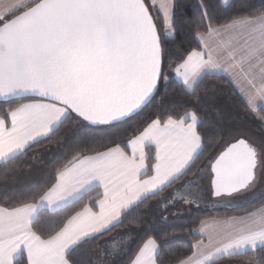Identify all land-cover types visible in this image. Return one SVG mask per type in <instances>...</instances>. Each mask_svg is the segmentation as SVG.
<instances>
[{"label": "snow or ice", "instance_id": "1", "mask_svg": "<svg viewBox=\"0 0 264 264\" xmlns=\"http://www.w3.org/2000/svg\"><path fill=\"white\" fill-rule=\"evenodd\" d=\"M198 7L187 21L198 47L166 67L177 30L174 0H0V104L9 105L0 107V165L54 134L76 149L46 190L0 206V264H103L101 248L89 241L123 224L145 200L168 190L161 200L195 204L207 191L230 204L264 186V136L256 141L237 130L207 137L214 150L196 167L206 148L196 111L157 114L139 134L114 133L103 151L79 146L143 111L173 75L189 96L206 78L223 76L264 125V10L217 23L207 0ZM98 187L104 191L89 195ZM86 195L80 210L67 211ZM201 224L208 243L197 242L176 264H264V208ZM132 264L169 258L149 237Z\"/></svg>", "mask_w": 264, "mask_h": 264}, {"label": "trees", "instance_id": "2", "mask_svg": "<svg viewBox=\"0 0 264 264\" xmlns=\"http://www.w3.org/2000/svg\"><path fill=\"white\" fill-rule=\"evenodd\" d=\"M174 2L177 30L174 33L175 43L168 46L172 54L170 60L166 61V67L168 63H178L180 54L186 55L187 51L198 47L194 40V30L187 21L199 14V0H174ZM207 2L215 8L217 23H225L230 17L237 14L251 15L264 10V0H229L227 2L207 0ZM209 84H214L215 90L206 89L205 85ZM221 100H227L230 106L242 115L240 119L242 124L258 134H264L261 131L264 128L263 125L253 119V116L244 109L240 98L233 91L232 85L223 76L206 78L201 84L197 96H189L181 90L173 75V81L167 91L165 92L162 83L156 99L143 111L120 124L115 130L95 132V143L85 139L79 146L91 145L94 150L103 151L108 141L114 138V133L123 138L130 136L133 131L139 134V131L146 127L157 114L166 116L171 114L173 109H175L177 116L182 115L183 111H196L199 118L204 122L201 131L206 137V148L197 162L196 167L198 168L207 162L214 150V146L207 147L212 143L207 137H219L225 133V125L215 111V104ZM8 106L7 104H0V107ZM261 114L264 115V112ZM69 143L74 145L76 142ZM75 150V146L69 147L63 137L54 134L51 139L41 138L39 143L33 144L25 154L18 156L14 161L0 165V206H19L17 204L18 199L23 198L31 201L30 193L46 190L51 182L52 173L64 164ZM88 154L91 155L92 152L89 151ZM152 154L154 155V150ZM186 178L188 177L186 176ZM181 182L177 181V185ZM5 191L8 193L7 196L3 195ZM167 191L160 193L157 197L145 200L138 208L122 217L123 224L113 228L110 232L97 236L95 240L89 241L88 247L94 249L98 246L101 248L103 264H131L139 248L149 237L154 238L162 248V256L166 255L169 258V264H176V258L183 259L185 256L191 255L193 251L192 241L196 238L192 235L193 230L202 221L216 216L243 214L264 204V193H262L259 198L240 206L206 210L192 209L189 214L167 218L161 215L166 212L171 204H159L161 197L165 196ZM96 193L97 190L95 189L89 195L95 196ZM9 200H11L10 204L8 203ZM86 203H88L87 195L83 200L71 205L67 211H78ZM95 203L96 201H93L90 204L94 209H96L93 206ZM56 215H63V213H56ZM187 234L191 235L193 239L185 237ZM113 248L116 249L115 252H113ZM104 249L110 253L106 258L104 257ZM250 255L233 259L247 261L250 259ZM224 261L228 260H221L218 263Z\"/></svg>", "mask_w": 264, "mask_h": 264}, {"label": "rangeland", "instance_id": "3", "mask_svg": "<svg viewBox=\"0 0 264 264\" xmlns=\"http://www.w3.org/2000/svg\"><path fill=\"white\" fill-rule=\"evenodd\" d=\"M158 2L160 1L158 0ZM151 10L153 11V14H155V10L154 9ZM215 111L218 114L220 120L225 125L224 135L228 133L235 134L237 130H240L245 135L249 136L250 139H254L256 141H259L260 138L264 136V134H258L249 127L242 124L240 122L242 115L238 111L234 110L227 102V100L218 101L215 104ZM259 115L262 114L259 113ZM204 183L205 184L208 183L206 179ZM262 193H264V186L257 187L256 189H254L249 193L238 195L234 198H230L231 203L229 204L223 200H220L219 198L212 197L210 193L206 191L203 198L197 201L195 204H185L181 200L177 199L174 203H170L171 206H169L166 212L163 213V215L161 216L171 218L178 215L189 214L192 211V209L206 210V209L231 208L235 206H240L259 198ZM164 203L169 204L167 200H160L159 202L160 205ZM172 204H174V206H172ZM185 237L189 238V234H187ZM218 264H230V261L219 262Z\"/></svg>", "mask_w": 264, "mask_h": 264}, {"label": "crops", "instance_id": "4", "mask_svg": "<svg viewBox=\"0 0 264 264\" xmlns=\"http://www.w3.org/2000/svg\"><path fill=\"white\" fill-rule=\"evenodd\" d=\"M160 1V0H159ZM224 2H227V1H229V0H223ZM24 102H27V101H24ZM142 178H144V179H146L147 177L145 176V177H142ZM96 190H97V193H102L103 191H104V189H103V187H98V188H96ZM100 198H102V196H100L98 199H100ZM177 205H180V204H177ZM89 206L90 207H92L90 204H89ZM182 206V205H181ZM261 208H264V204L263 205H261V206H259V207H257V208H255V209H253V210H251V211H248V212H246V213H243V214H231V215H226V216H222V217H220V216H216V217H212V218H209V219H206V220H204V221H202V222H206V223H211L212 221H219V220H224V219H227V218H230V217H240V216H246L248 213H251V212H256V211H258L259 209H261ZM93 211H95V212H99V208L98 207H96V209H94L93 208ZM201 226H202V224L200 223L198 226H196V228L193 230V234L192 235H194L196 238H192V236L191 235H189V239H193V245H195L197 242H200V241H203V243H205V244H207L208 243V240H207V231H205L204 233H201L200 232V228H201ZM193 251H194V249H193ZM135 259V258H134ZM133 259V260H134ZM132 260V261H133ZM131 264H132V262H131Z\"/></svg>", "mask_w": 264, "mask_h": 264}, {"label": "water", "instance_id": "5", "mask_svg": "<svg viewBox=\"0 0 264 264\" xmlns=\"http://www.w3.org/2000/svg\"><path fill=\"white\" fill-rule=\"evenodd\" d=\"M37 99H39V98H37Z\"/></svg>", "mask_w": 264, "mask_h": 264}]
</instances>
